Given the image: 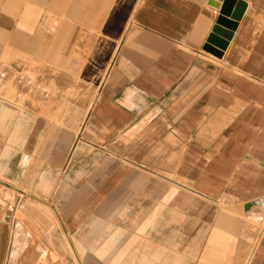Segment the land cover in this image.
<instances>
[{
    "label": "crops",
    "instance_id": "0c3cea01",
    "mask_svg": "<svg viewBox=\"0 0 264 264\" xmlns=\"http://www.w3.org/2000/svg\"><path fill=\"white\" fill-rule=\"evenodd\" d=\"M210 1L0 0V172L118 142L139 180L70 227L121 264H264V0L220 57Z\"/></svg>",
    "mask_w": 264,
    "mask_h": 264
},
{
    "label": "rangeland",
    "instance_id": "374dc122",
    "mask_svg": "<svg viewBox=\"0 0 264 264\" xmlns=\"http://www.w3.org/2000/svg\"><path fill=\"white\" fill-rule=\"evenodd\" d=\"M110 151L111 156L101 151L82 157L76 167H73L71 151L58 166L55 160L45 163V159L38 157H16L15 166L6 173L0 172V264H76L55 212L37 199L57 210L83 264H88V258L105 264V257L106 264H121L118 260L121 255L111 260L103 246L79 245L82 238H73L74 229L70 227L73 216L76 219L78 215L88 216L89 212V216L97 215L105 195L112 187L125 182L127 173H132L131 181L138 179L134 173L137 165L120 158L118 142L111 144ZM107 168L111 174L105 178ZM175 225V233L180 234L184 224ZM159 239L161 242L162 237ZM163 239L167 242V237ZM177 239L172 238V243Z\"/></svg>",
    "mask_w": 264,
    "mask_h": 264
},
{
    "label": "water",
    "instance_id": "95a60500",
    "mask_svg": "<svg viewBox=\"0 0 264 264\" xmlns=\"http://www.w3.org/2000/svg\"><path fill=\"white\" fill-rule=\"evenodd\" d=\"M236 1L237 0H223L222 2L210 1V4L219 10V15L215 20V25L213 26L211 33L206 39V44L203 49L216 57H220L222 50L226 48L227 40L231 37V32L243 13L244 4L241 1ZM235 2L236 8L231 11ZM43 203L47 204L45 202ZM47 205L49 206V204ZM55 214L62 230L65 231L56 212Z\"/></svg>",
    "mask_w": 264,
    "mask_h": 264
},
{
    "label": "bare ground",
    "instance_id": "6f19581e",
    "mask_svg": "<svg viewBox=\"0 0 264 264\" xmlns=\"http://www.w3.org/2000/svg\"><path fill=\"white\" fill-rule=\"evenodd\" d=\"M210 54H211V53H210ZM212 55H213V54H212ZM261 200H262V199H261ZM38 201H39V200H38ZM40 202L43 203V201H41V200H40ZM46 203H47V202H46ZM47 204H49V203H47ZM49 207H50L54 212L57 211L54 207L51 206V204H49ZM62 232H63V234H64V237H65L66 243H67V245H68L70 251L72 252V254H73V256H74V258H75L77 264H83L82 261H81V259H80V257H79V255H78V253H77V251H76V249H75V247H74V245H73V243H72V241H71L70 236L68 235V233H67L66 231H62ZM215 241H216V240H215ZM219 242H220V241H219ZM221 242H222V241H221ZM215 244H216V242H215Z\"/></svg>",
    "mask_w": 264,
    "mask_h": 264
}]
</instances>
